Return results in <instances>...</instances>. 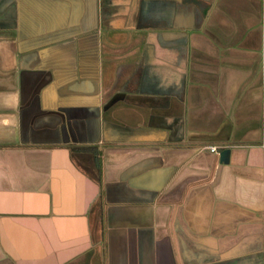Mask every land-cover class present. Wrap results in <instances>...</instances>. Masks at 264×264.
I'll return each instance as SVG.
<instances>
[{
	"label": "crops",
	"instance_id": "0c3cea01",
	"mask_svg": "<svg viewBox=\"0 0 264 264\" xmlns=\"http://www.w3.org/2000/svg\"><path fill=\"white\" fill-rule=\"evenodd\" d=\"M0 264H264V0H0Z\"/></svg>",
	"mask_w": 264,
	"mask_h": 264
},
{
	"label": "water",
	"instance_id": "95a60500",
	"mask_svg": "<svg viewBox=\"0 0 264 264\" xmlns=\"http://www.w3.org/2000/svg\"><path fill=\"white\" fill-rule=\"evenodd\" d=\"M231 148L230 147H218L217 152L220 156V161H228L230 155Z\"/></svg>",
	"mask_w": 264,
	"mask_h": 264
},
{
	"label": "built area",
	"instance_id": "2783aa9c",
	"mask_svg": "<svg viewBox=\"0 0 264 264\" xmlns=\"http://www.w3.org/2000/svg\"><path fill=\"white\" fill-rule=\"evenodd\" d=\"M209 147L213 151H217V149H218V146L217 145H210Z\"/></svg>",
	"mask_w": 264,
	"mask_h": 264
}]
</instances>
